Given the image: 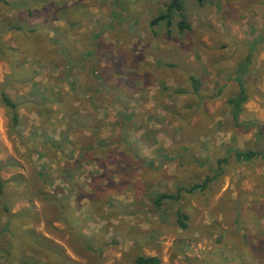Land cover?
<instances>
[{
	"label": "rangeland",
	"instance_id": "1",
	"mask_svg": "<svg viewBox=\"0 0 264 264\" xmlns=\"http://www.w3.org/2000/svg\"><path fill=\"white\" fill-rule=\"evenodd\" d=\"M168 1L0 0V264H264V0Z\"/></svg>",
	"mask_w": 264,
	"mask_h": 264
},
{
	"label": "trees",
	"instance_id": "2",
	"mask_svg": "<svg viewBox=\"0 0 264 264\" xmlns=\"http://www.w3.org/2000/svg\"><path fill=\"white\" fill-rule=\"evenodd\" d=\"M190 0H169L168 3L166 4V8H165V12L160 14L159 16H157L156 18H154L151 22V25H157L161 20H164L165 23L167 25L171 24V21L173 19V17L175 16V14H182V12L186 9V4L187 2ZM192 1V0H191ZM194 1H198L201 2L202 0H194ZM184 23H180V27H184ZM260 40H263L259 37ZM258 39V40H259ZM191 80H192V87L195 91L199 90L200 87V81L198 80V78L194 75H191ZM239 78V76H238ZM240 79V78H239ZM238 86H239V90L236 94H234L232 97L228 98L227 102L229 103V105L232 107L231 110V114L232 117L234 119H238V114L243 110V103L245 101H247V99L249 98L248 94L246 93L245 90V86L241 81H238ZM0 98H1V102L3 103L4 106H6L7 108L11 109L12 112V119L14 122L18 121L17 118V113H16V102L10 97L8 96V94H6L5 92H1L0 93ZM51 101H53L56 105L61 106L62 104V100L60 99V95L51 93L50 94V107H51ZM69 116V114H68ZM70 118V122L72 121L73 123L75 122L76 124H81L84 120L82 119H76V120H72V116L68 117ZM73 124L70 123L69 124V128L66 129V131L68 132H72V126ZM60 135L63 139V141H67L69 139V135H65L64 132H60ZM61 141L56 142V141H52V145L56 148H60V144H64V142ZM53 148V149H56ZM254 155H256V153L254 151H235V157L237 160H240L242 158H251ZM224 159L221 158V160H218V163L223 162ZM210 181V177H205L204 179H202L201 182H195L190 186H179L175 193H171V192H156V194L154 195L153 198V203L154 205H160L162 202L166 201V200H174V199H178L180 197V193L183 192H194L196 190H201V189H205L207 187L208 182ZM3 188V183L1 182L0 179V191ZM182 218H186V216L184 214H181ZM178 222L181 225V227H185L186 224L181 220V217L178 218ZM160 263V259L157 256H149V255H138L134 258L133 260V264H159Z\"/></svg>",
	"mask_w": 264,
	"mask_h": 264
},
{
	"label": "crops",
	"instance_id": "3",
	"mask_svg": "<svg viewBox=\"0 0 264 264\" xmlns=\"http://www.w3.org/2000/svg\"><path fill=\"white\" fill-rule=\"evenodd\" d=\"M237 80H239V78Z\"/></svg>",
	"mask_w": 264,
	"mask_h": 264
}]
</instances>
